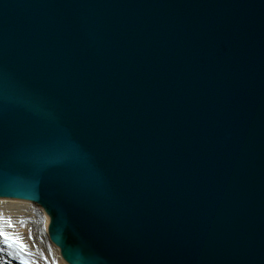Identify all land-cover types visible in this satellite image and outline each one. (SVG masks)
<instances>
[{"label":"water","instance_id":"obj_1","mask_svg":"<svg viewBox=\"0 0 264 264\" xmlns=\"http://www.w3.org/2000/svg\"><path fill=\"white\" fill-rule=\"evenodd\" d=\"M263 133L264 0H0V196L70 264H264V190L205 203Z\"/></svg>","mask_w":264,"mask_h":264},{"label":"bare ground","instance_id":"obj_2","mask_svg":"<svg viewBox=\"0 0 264 264\" xmlns=\"http://www.w3.org/2000/svg\"><path fill=\"white\" fill-rule=\"evenodd\" d=\"M37 208L38 207L34 206L32 203L20 199H0V228H2L4 232H8L7 230H4L5 228L12 230V233H10L9 236L18 238L23 242V244H25L26 242L24 239L27 238L29 228L23 230L21 226L28 220L38 222V220H35L37 216L40 217L41 223L45 222V226H43V233L46 235V238L49 239L48 228L50 219L43 212L42 214L38 213ZM9 221L11 224H9ZM3 224L7 225V227H4ZM31 247L33 248L34 246L31 245ZM5 248L6 252L3 251V253L7 254L10 263L14 264L18 263L17 261H26L24 258L31 257V255L26 253L24 249H18L16 245H14L12 248ZM54 249L56 250L55 247ZM24 253L28 254V256H26ZM48 256L49 258L51 257L49 253ZM51 260L52 258H50V261ZM60 264L67 263L62 261Z\"/></svg>","mask_w":264,"mask_h":264},{"label":"rangeland","instance_id":"obj_3","mask_svg":"<svg viewBox=\"0 0 264 264\" xmlns=\"http://www.w3.org/2000/svg\"><path fill=\"white\" fill-rule=\"evenodd\" d=\"M38 213L39 210H37ZM35 220H38V222L30 221L28 220L26 223H24L21 227L23 230L28 229L29 233L27 234V238L24 239L26 242V248H24V251L31 255V257L24 258L26 261L25 264H60L62 261L60 259V254L53 249L50 242L47 240L46 235L43 233V226L45 222L41 223L40 217L35 218ZM4 227H7V225L3 224ZM4 230H7L6 232L8 235L12 233V230H8L5 228ZM34 246L33 248L31 247ZM18 248V246H16ZM5 249V250H4ZM20 249V248H18ZM3 251L6 252V248L4 246L3 240L0 239V253H2V258H8L6 253H3ZM24 253V254H26ZM48 253L51 255L50 258L52 260L50 261V258L48 256ZM26 254V256H28ZM54 261V262H53ZM18 263L14 264H21V261H17ZM13 264V263H12Z\"/></svg>","mask_w":264,"mask_h":264},{"label":"snow or ice","instance_id":"obj_4","mask_svg":"<svg viewBox=\"0 0 264 264\" xmlns=\"http://www.w3.org/2000/svg\"><path fill=\"white\" fill-rule=\"evenodd\" d=\"M9 224H11L10 221ZM0 239L3 240L4 246L7 248H12L14 245L18 246L20 249L26 248V245L23 244L21 240L15 237H10L2 228H0ZM21 264H25V262L21 261ZM81 264H88V256L86 253L81 255Z\"/></svg>","mask_w":264,"mask_h":264}]
</instances>
